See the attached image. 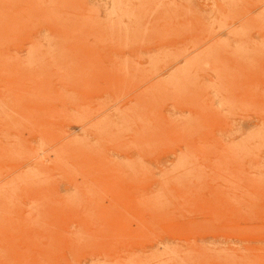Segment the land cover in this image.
I'll return each instance as SVG.
<instances>
[{"label": "rangeland", "instance_id": "374dc122", "mask_svg": "<svg viewBox=\"0 0 264 264\" xmlns=\"http://www.w3.org/2000/svg\"><path fill=\"white\" fill-rule=\"evenodd\" d=\"M0 264H264V0H0Z\"/></svg>", "mask_w": 264, "mask_h": 264}]
</instances>
